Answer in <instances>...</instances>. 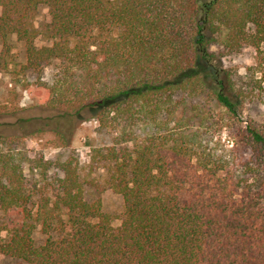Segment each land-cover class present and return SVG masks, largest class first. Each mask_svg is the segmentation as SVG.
I'll return each mask as SVG.
<instances>
[{
	"label": "trees",
	"instance_id": "16d2710c",
	"mask_svg": "<svg viewBox=\"0 0 264 264\" xmlns=\"http://www.w3.org/2000/svg\"><path fill=\"white\" fill-rule=\"evenodd\" d=\"M41 6L50 44L36 47ZM13 36L24 44L26 69L56 68L39 85V103L50 112L44 130L68 146L76 118L95 111L114 136L91 150L89 174L102 170L101 181L83 179L71 157L50 194L36 192L12 154L0 152V257L17 264H264V174L258 185L243 177L255 162L264 173V121L242 129L249 155L234 147L217 153L201 141V125L176 121L186 109L198 117L207 99L236 116L237 97L255 93V86L234 89L212 45L228 54L252 48L247 73H260L254 79L262 90L264 0H0V39ZM18 138L0 134L6 143ZM86 184L120 195V212L103 210L100 197L87 201Z\"/></svg>",
	"mask_w": 264,
	"mask_h": 264
},
{
	"label": "rangeland",
	"instance_id": "374dc122",
	"mask_svg": "<svg viewBox=\"0 0 264 264\" xmlns=\"http://www.w3.org/2000/svg\"><path fill=\"white\" fill-rule=\"evenodd\" d=\"M33 21L37 30L35 46L50 44V40L46 39L41 30L42 25L49 21L46 7L41 6L35 12ZM211 47L223 55L221 63L230 75L234 89L245 92L250 90L251 86H255V93H246L242 97H237L238 114L236 116H232L207 99V102L200 106L202 114L198 117L193 118L192 115H195V112L186 109L183 115L178 111L176 121L181 125L189 123L193 129L201 125L200 130L203 133H199L201 141L206 147L207 145L214 147L217 153L234 147L235 152L240 151L249 155L251 149L247 148L242 140V129L246 124L261 127L264 121V80L260 84L262 90L259 91L256 89L255 79L261 77L260 73L255 74V79L247 73V67L253 66L256 60L254 50L245 47L228 54L221 47H215V45ZM25 66L27 62L23 42L16 40L14 36L8 39L6 44L0 39V134H12L19 137L11 143L0 139V152L12 154L25 181L32 187L35 186L36 192L43 188V191L50 194L49 185L62 176V163L71 157L77 160L80 176L83 179L96 177L101 181L102 170L99 169L91 176L89 174L91 150L93 147L112 144L114 134H110L101 127L95 111L82 113L76 118L73 122V132H71V143L68 146L64 145L57 135L44 130L43 118L50 112L39 103L42 93L39 85L43 80H51L56 68L47 64L41 71L26 69ZM181 115L183 119L178 120ZM136 132L137 136L142 134V131ZM207 140L208 143H205ZM251 164V169L245 170L243 177L258 185L262 182L264 173L260 170L258 162ZM84 189V198L87 201L100 197L103 210L110 214L120 212L122 205L120 195L110 190L97 191L90 184H86ZM2 216L0 212V222ZM113 223L118 224V220H113ZM1 234L4 236L5 232L2 231ZM33 236L37 242L45 238L38 231H35ZM17 263L18 260L12 257H0V264Z\"/></svg>",
	"mask_w": 264,
	"mask_h": 264
}]
</instances>
